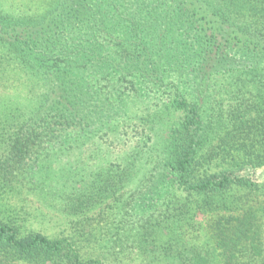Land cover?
<instances>
[{"label":"trees","instance_id":"16d2710c","mask_svg":"<svg viewBox=\"0 0 264 264\" xmlns=\"http://www.w3.org/2000/svg\"><path fill=\"white\" fill-rule=\"evenodd\" d=\"M263 168L264 0H0V264H264Z\"/></svg>","mask_w":264,"mask_h":264},{"label":"rangeland","instance_id":"374dc122","mask_svg":"<svg viewBox=\"0 0 264 264\" xmlns=\"http://www.w3.org/2000/svg\"><path fill=\"white\" fill-rule=\"evenodd\" d=\"M128 149V147L125 146H119L117 148H111V152H114V154L117 155H122V153L124 151H126ZM102 153H105V151H103ZM101 153V154H102ZM88 154V153H87ZM84 158L88 157L87 155H82ZM63 166V163L56 165L53 169V171H57L60 170V168ZM255 179H257L258 181H264V168L263 169H259L254 173ZM18 198H22V197H18ZM30 202L31 205L34 206V197L30 198ZM38 207V206H37ZM45 214L48 216H52V213H50V211H45ZM211 217H206L203 215H199L196 219L197 223L201 224V231L199 230L198 232H196V230L194 229H186V235L187 238H189V241L193 242V243H197V244H203L206 237H207V233H208V223L210 221ZM57 223H61V221L59 219H57ZM56 224V223H55ZM50 232H52V229L49 230Z\"/></svg>","mask_w":264,"mask_h":264}]
</instances>
